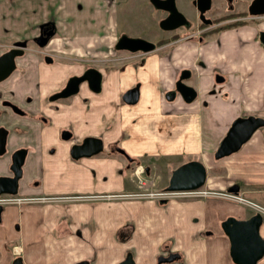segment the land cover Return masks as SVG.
<instances>
[{
	"label": "crops",
	"instance_id": "crops-1",
	"mask_svg": "<svg viewBox=\"0 0 264 264\" xmlns=\"http://www.w3.org/2000/svg\"><path fill=\"white\" fill-rule=\"evenodd\" d=\"M75 1L17 0L15 8L20 14L29 9L35 12L34 5L43 3L51 8L48 18L55 11L68 12L65 19L69 25L64 27L68 36L64 38H70L75 53H107L109 42L107 50L104 39L100 41L103 35L89 31L97 25L82 13L76 15L80 11ZM34 26H26L24 33ZM249 26L235 35L231 34L234 30L218 35L224 45L231 43L220 61L211 53L218 47L215 41L192 54L180 47L167 55H144L136 62L122 59L119 68H104L100 94L83 90L68 105L59 107L60 114L46 110L52 122L42 126L31 123L35 127L26 133L12 129L10 149L23 144L29 151L19 194L46 199L42 203H8L2 208L0 264H9L15 254L22 256L24 264L85 260L88 264H118L126 256L135 264H236L230 254L229 235L221 225L228 216L249 218L254 208L214 196L115 200L102 195L138 189L126 172V156L115 151L120 147L127 159L184 158L178 164L200 159L207 170L202 188L222 191L238 185L244 196L264 204V124L230 157L222 162L213 159L236 116L264 117V48L259 42L262 48L258 47L256 61L246 53L257 38V28ZM236 40L245 44L240 55L230 53ZM235 55L241 56L239 66ZM182 66L198 71L195 87L199 97L191 104L168 102L163 94ZM216 66L227 72L219 84L212 80ZM136 83L140 85L139 101L126 105L122 94ZM67 126L73 134L63 141L59 129ZM83 135L100 136L104 151L74 158L71 145ZM5 171L0 168V173ZM262 219L259 232L264 238V215ZM171 253H176L171 261H158ZM256 264H264V255Z\"/></svg>",
	"mask_w": 264,
	"mask_h": 264
},
{
	"label": "flooded vegetation",
	"instance_id": "flooded-vegetation-1",
	"mask_svg": "<svg viewBox=\"0 0 264 264\" xmlns=\"http://www.w3.org/2000/svg\"><path fill=\"white\" fill-rule=\"evenodd\" d=\"M148 1L151 6L156 7L161 12V20H159L157 24L160 31H163L164 33L172 32V34L166 36L165 39L151 41L144 35L135 37V35L129 34L128 32L117 33V36L112 40V42H109L111 49L107 53L103 51L100 53H92L90 55L83 52L75 53L77 48L72 46L70 38L63 39L58 37L59 24L54 19V16L51 15L50 18L45 21H39L38 25L31 29V35L29 34L25 37H20L22 35H18L19 38L13 39L10 45H6L0 53V56L5 53L12 52L13 49L21 50L22 54H18L14 57L15 66L13 71L10 73V76L0 81V129H6L4 150L0 153V168H5L7 170L0 173V176H12L11 158L17 148L23 147L27 152L24 157V162L22 163L23 168L25 166L26 156L29 153L28 147L23 144H18L16 147L10 149V146L8 145V138L11 134V130L15 129L18 133H26L27 131L29 132L30 128L33 129L35 127L31 123L42 126L43 123L52 122V117L47 115L46 110L47 112H52L55 115L60 114L61 112L59 111V107L61 108V106H66V104L68 105L72 99L79 97L83 90H85L88 94H100L103 90L105 76L103 70L105 67L111 69L117 65V68H119V63L122 62V59H129L136 62L141 60L142 56L147 54L167 55V53H174L179 50L182 45L191 46V41L195 40L196 36H198L197 38L200 40L201 36L203 37L205 33L212 35L217 32L226 33L230 32V30H242V28L249 22H253L255 24V27L257 28L255 36L258 39L259 33L264 32L262 28L259 27L262 23L261 17L263 18L264 16L255 15L253 17L249 14V8L252 0L249 2L245 0H210L209 8L204 9L202 12L199 11L197 4L194 3L195 0H190V3L193 6V9L191 10L194 19H191L187 15L188 10L180 3V0H173V5H175L177 12H180L185 17L187 22L178 25V27L174 29L166 30L162 29L160 24H162L165 19L171 15V10L167 8L160 9L150 0ZM6 2H10L12 8L16 7L17 0H6ZM91 2L97 5L94 0ZM97 9L101 10L99 7ZM11 16L12 14L10 12H4L3 9L0 10V26L4 24L6 19L11 18ZM73 19H76V16H73ZM87 20H89V18ZM103 21L102 26L96 28L92 27L90 29H93L95 34H110L106 28V24H108L107 18L105 19V17H103ZM3 27L8 28L7 25ZM123 36L145 39L147 42L155 44V49L150 52H135L119 49L115 46V44L119 38ZM103 37L102 39L100 38V41L104 39ZM42 40H44L43 43L41 42ZM18 42L19 44L23 43V46H19ZM91 69H95L101 74L99 91H93V81L95 75L92 74L91 79L89 77L90 75L88 76L89 70ZM224 70V67H215L212 80L216 84L225 81L223 74L225 73ZM197 72L198 71L195 68L186 66L180 67V70L176 74L175 78L171 81L170 87H168V89L163 93L168 102L177 101L179 104L188 103L184 100L185 95L178 91V83L180 85L182 83L186 84L188 87L194 89L197 94L194 100L188 104H191L198 99L199 94L195 87L197 86V81H199H196L195 78V74ZM82 76H84V78L78 83V90L73 94L71 93L66 95V93L69 92V85L73 86L72 83H69L70 78H78ZM221 77L223 80L218 82ZM191 81L193 84H191ZM133 87H138L139 96L140 85L136 83L130 88ZM128 90L130 89H127L126 91ZM86 100L87 99L83 98V102H86ZM72 134L73 130L68 126L59 129V136L63 141L68 140ZM93 137L99 139L101 146V150L95 153H102L104 150L102 149V139L100 136L83 135L79 142L71 145V155L73 156V154L77 155L82 153L81 156H83L87 155L85 153L91 152L95 147V139H92ZM115 148L117 153L120 152L128 158L126 151L123 148ZM23 168L17 181V193L14 195L10 193L0 194V198L6 199L7 197H11L13 199L20 197V202L37 201L38 203H42L46 197H25L24 195L19 194L21 193L19 185L23 178ZM8 203L19 204L13 202L12 200L6 201L5 203L2 202L0 204L4 207Z\"/></svg>",
	"mask_w": 264,
	"mask_h": 264
},
{
	"label": "water",
	"instance_id": "water-1",
	"mask_svg": "<svg viewBox=\"0 0 264 264\" xmlns=\"http://www.w3.org/2000/svg\"><path fill=\"white\" fill-rule=\"evenodd\" d=\"M155 6L160 9H170L171 15L165 19V21L160 24L161 28L174 29L183 23H186L185 17L177 12L175 5H173V0H150ZM210 0H195L194 3L197 4L198 9L202 12L204 9L209 8ZM249 8V14L251 16L262 15L264 16V0H252ZM209 22V21H208ZM50 35V34H49ZM259 40L264 47V32L259 33ZM42 43L44 40L41 41ZM19 44V42H18ZM23 46V43L19 44ZM115 46L122 50L130 51H152L155 49V44L147 42L145 39H137L135 37L123 36L119 38ZM18 54H22V51L19 49H13L12 52L5 53L0 56V81L6 77L10 76V73L13 71L15 63L14 57ZM92 74L95 75L93 81V91L100 90V77L101 74L95 69L89 70L88 76L92 77ZM184 77V76H182ZM181 77V78H182ZM84 76L78 78H70L69 83H72L74 86L69 85V92L67 94H73L78 90V83L82 81ZM86 78V77H85ZM223 78H219V81H222ZM68 83V84H69ZM71 87V88H70ZM178 91L185 95V101L190 103L197 96L194 89L188 87L186 84H179L177 87ZM67 91V90H66ZM64 95V96H66ZM124 103L127 105L134 104L139 100L138 96V87L130 88L122 95ZM264 124V117L253 116L252 114L246 116H236L233 122L230 124L225 135L222 136L219 146L214 150V155L217 158H222V156L230 155L247 141V139L253 134L259 126ZM5 130L0 129V153L4 150L5 143ZM95 139V147L89 153H85L88 156L94 154L95 152L101 150L100 141L98 138ZM27 154L26 150L23 147L17 148L14 151V154L11 158V175L0 176V194L10 193L12 195L17 193V181L19 176L22 173V163L24 162V157ZM82 154V153H81ZM81 154H73L74 158H78ZM200 159L186 160L184 163L175 166L171 171V176L168 179V186L166 187L167 191H185V190H198V188L205 185L207 170ZM238 190V185L229 188V191L236 192ZM163 200H166L165 198ZM3 205L0 204V214L2 211ZM1 220V217H0ZM262 216L259 213L254 212L250 215L249 218H233L226 217L221 227L224 232L229 235L230 241V254L232 259L236 264H256L262 256L264 255V238H262L261 233L259 232L260 224H262ZM176 256V253H171L167 255H162L158 258L159 262L162 261H171ZM12 264H23L22 260L18 257L12 260ZM73 264H88L85 261H76ZM118 264H135L133 260L126 256L123 260L118 262Z\"/></svg>",
	"mask_w": 264,
	"mask_h": 264
},
{
	"label": "rangeland",
	"instance_id": "rangeland-1",
	"mask_svg": "<svg viewBox=\"0 0 264 264\" xmlns=\"http://www.w3.org/2000/svg\"><path fill=\"white\" fill-rule=\"evenodd\" d=\"M74 1L75 0H73V2ZM91 1L92 0H78L77 2L75 1L76 8H78V10L80 11L76 15H80L81 13L85 16L89 15L88 18H89V21H91V24L93 26L95 24L96 25L98 24L96 27L102 26V22H104L103 17H105V19L107 18L108 24H106V28L108 29L110 34L103 35L104 42H105L103 44L107 46L106 47L107 50L109 48L108 46L109 44L107 42H112V40L117 36V33H124V32L127 33L128 32L129 34L135 35V37L144 35L147 37V39L151 41L158 40V39H165L166 36H169L170 34H172V32L164 33L163 31H160L157 24L159 20H161V12L156 7L151 6L148 0H94L96 1L98 7L101 8V10L97 9L98 8L97 5L93 4ZM245 1H248V0H245ZM7 3L8 2H6V0H0V10L3 9L4 12H10L12 14V19L11 18L6 19L4 24L0 26V53L3 51L6 45H10L13 39L19 38L18 35L19 36L22 35L20 37H25L30 34V33H27L26 31L24 33V29L26 26H30V25L37 26L39 21L41 20L45 21L46 19H48L50 15V14L48 15V11L51 9V8L49 9V7L47 9V6L43 5V3L40 5L37 4V5H34L36 7L35 12L29 9L28 10L29 12L24 11L22 15L20 14L21 11H19L15 7L12 8L10 2L8 4ZM180 3L184 5V7L188 10L187 15L191 19H194V17L192 16L193 14L191 10L193 9V6L190 3V0H180ZM66 14H69V13L68 12L62 13L61 11L59 12L55 11L52 13V16L54 15V19L56 20V22L59 23L58 25L59 26L58 27V32H59L58 37L59 38H64L68 36L67 30L64 28L68 24V22H66V19H65ZM72 15L76 16L74 14ZM261 19H262V22H264L263 21L264 19L262 17ZM5 25H7L8 28H4L3 26ZM249 25H250L249 27L255 28V24L253 22H249ZM261 28L264 30V27H261ZM89 31L93 33V29H89ZM233 32L234 33H231V34L235 35L236 33H238L237 30H234ZM252 32L253 31H250L249 33L250 40L252 38L251 36ZM219 34L220 33L218 32L212 35L205 33L203 37L201 36L200 40H198L197 38L198 36H196L195 40L191 41L192 42L191 46L182 45L181 47L187 50V54H192L193 52L198 51L199 48H202L205 46L207 47L212 46L213 45L212 41H215L216 45L218 44V47L212 50L211 53L215 55L217 59H219L218 61H220L221 58L227 56V54L225 53L230 47L231 43L229 44V47H228V44H225L227 45L225 46L224 43L220 41V38L218 37ZM259 42L261 43V41L256 38L254 42H251V46H248L246 48L248 49L246 53L250 55V58L253 56V58H255V61H256V58H258L257 57L258 47L262 48L261 47L262 45ZM243 45H245L244 42L243 44L241 42L239 43L238 41H237V44L233 43V45L230 48V53H232L233 55L234 54L240 55L244 51V50L241 51ZM224 48L226 50H224ZM236 55H235V58H236L235 60L237 61L238 63L237 65L239 66V61L237 59L241 58V56L238 57ZM129 61L130 60L128 59L126 63H128ZM255 61L253 63H255ZM234 68H240V67H234ZM191 84H193L192 81H191ZM256 132H257V129L254 132L255 135H256ZM213 157H214L213 158L214 161L222 162L224 159H227V157H230V156L225 155V156H222V158H217L215 157V155H213ZM125 159L128 162L127 166H125L126 172L128 173L129 176H131L130 179H131L132 184L134 182L138 188L137 190H140V192H146L148 190H153V192H156V191H159L160 188L162 187L166 188L168 186L169 176H171V173H172L171 170L175 166H178L179 165L178 163H180V161L184 160V158L180 159V158H177L176 156L165 157V158L163 156V157H159L158 160L153 157L150 160L144 157H140V158L132 157L131 159H127V158ZM147 165L149 169L146 168ZM211 190H216V189H211ZM123 197L134 198V197H140V196L131 197L127 195H117L115 197L109 196L106 199L117 200ZM147 197H152V196H147ZM147 197L144 196L140 198H147ZM169 197H171L170 199H172V197H177L179 199H185V198L192 199V198H198V197H204V196L192 197V196H187V195L180 196L178 194H175V195L172 194V196H169ZM214 197H217V196H214ZM152 198L160 199L159 197H152ZM220 199H224V197ZM14 257L16 258L19 257L22 260L21 258L22 256H19V254H15ZM12 259H15V258H12ZM9 264H12V260Z\"/></svg>",
	"mask_w": 264,
	"mask_h": 264
},
{
	"label": "built area",
	"instance_id": "built-area-1",
	"mask_svg": "<svg viewBox=\"0 0 264 264\" xmlns=\"http://www.w3.org/2000/svg\"><path fill=\"white\" fill-rule=\"evenodd\" d=\"M127 196H140V197H144V196H152V197H166V198H171L169 196H172V194H178L180 196H192V197H198V196H204V197H211V196H217L219 198H226L229 199L230 201L233 202H239L242 203V205L245 206H250L252 208L255 209V211L259 214H261L262 216L264 215V204H260L255 202V200H252L250 198H247L246 196H244L242 193L240 192H232L229 191L227 189H223V191H216V190H205L203 189H198V190H185V191H178V190H173V191H165V189L160 188L159 191L153 192V190H148L146 192H140V190H136L134 192H130V193H121ZM121 194H114V193H108L107 195H102V197L108 198L109 196H117V195H121ZM84 196V195H83ZM83 196H79L83 197ZM99 195H95L94 198H96ZM101 196V195H100ZM12 200L15 203H19L21 201V198H11V197H7L6 199H2L0 198V203L2 202H6V201H10Z\"/></svg>",
	"mask_w": 264,
	"mask_h": 264
}]
</instances>
